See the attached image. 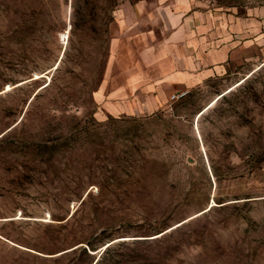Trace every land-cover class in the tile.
<instances>
[{"label":"rangeland","instance_id":"1","mask_svg":"<svg viewBox=\"0 0 264 264\" xmlns=\"http://www.w3.org/2000/svg\"><path fill=\"white\" fill-rule=\"evenodd\" d=\"M179 4L264 20V0H0V264H92L107 242L119 264H264V45L161 107L97 100L134 73L141 20Z\"/></svg>","mask_w":264,"mask_h":264},{"label":"crops","instance_id":"2","mask_svg":"<svg viewBox=\"0 0 264 264\" xmlns=\"http://www.w3.org/2000/svg\"><path fill=\"white\" fill-rule=\"evenodd\" d=\"M182 7L179 4L174 12L167 8L170 15L166 13L161 22L156 17L155 27L152 17L142 16L145 19L134 29V73L113 89L101 88L97 93V100L108 104L105 108L111 114L161 107L168 93L212 78L231 80L237 65L249 57L246 52L264 45L259 13L221 16L187 13L189 8ZM156 26L163 38L153 43Z\"/></svg>","mask_w":264,"mask_h":264},{"label":"trees","instance_id":"3","mask_svg":"<svg viewBox=\"0 0 264 264\" xmlns=\"http://www.w3.org/2000/svg\"><path fill=\"white\" fill-rule=\"evenodd\" d=\"M113 243L114 242H107L106 244H104L105 246L102 248V252L98 256V258L94 260L95 262L93 261L94 264H119V263H123V261L121 259L117 258V256H119V255L111 254V253H113L112 251H114V249H115L113 246ZM109 255H111V256H109Z\"/></svg>","mask_w":264,"mask_h":264},{"label":"bare ground","instance_id":"4","mask_svg":"<svg viewBox=\"0 0 264 264\" xmlns=\"http://www.w3.org/2000/svg\"><path fill=\"white\" fill-rule=\"evenodd\" d=\"M65 34H67V32H65V33H63L62 34V36H65V37H67V35H65ZM249 75V73L248 74H246V76H248ZM234 85H232L231 87H228L226 90H224L222 93H221V95L223 94V93H225V92H227V91H229L232 87H233ZM220 94L219 95H216L215 96V98L214 99H212L200 112H199V114H201L204 110H206L219 96H221ZM198 114V115H199ZM105 246V245H104ZM103 246V247H104ZM102 247V248H103Z\"/></svg>","mask_w":264,"mask_h":264},{"label":"built area","instance_id":"5","mask_svg":"<svg viewBox=\"0 0 264 264\" xmlns=\"http://www.w3.org/2000/svg\"><path fill=\"white\" fill-rule=\"evenodd\" d=\"M183 95V93H181V94H177V95H172L170 98L171 99H175V98H178V97H180V96H182Z\"/></svg>","mask_w":264,"mask_h":264},{"label":"water","instance_id":"6","mask_svg":"<svg viewBox=\"0 0 264 264\" xmlns=\"http://www.w3.org/2000/svg\"><path fill=\"white\" fill-rule=\"evenodd\" d=\"M91 254H94V253H91ZM95 262V261H94ZM94 262L92 264H94Z\"/></svg>","mask_w":264,"mask_h":264}]
</instances>
